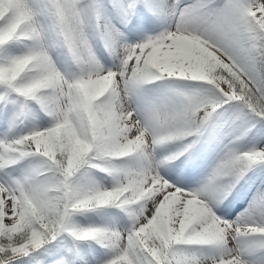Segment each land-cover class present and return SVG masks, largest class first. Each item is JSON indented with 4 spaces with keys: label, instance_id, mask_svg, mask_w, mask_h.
<instances>
[{
    "label": "snow or ice",
    "instance_id": "obj_1",
    "mask_svg": "<svg viewBox=\"0 0 264 264\" xmlns=\"http://www.w3.org/2000/svg\"><path fill=\"white\" fill-rule=\"evenodd\" d=\"M0 264H264V0H0Z\"/></svg>",
    "mask_w": 264,
    "mask_h": 264
}]
</instances>
